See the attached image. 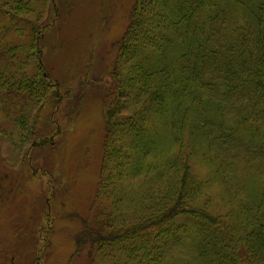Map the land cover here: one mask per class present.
<instances>
[{"label":"trees","instance_id":"16d2710c","mask_svg":"<svg viewBox=\"0 0 264 264\" xmlns=\"http://www.w3.org/2000/svg\"><path fill=\"white\" fill-rule=\"evenodd\" d=\"M60 1L0 0V139L30 168L61 132L46 110L73 98L43 51ZM113 50L97 191L70 264H264V0H134ZM35 221L20 231L39 241Z\"/></svg>","mask_w":264,"mask_h":264},{"label":"rangeland","instance_id":"374dc122","mask_svg":"<svg viewBox=\"0 0 264 264\" xmlns=\"http://www.w3.org/2000/svg\"><path fill=\"white\" fill-rule=\"evenodd\" d=\"M68 1L58 3L60 17L48 31L43 50L50 73L62 85V94L69 89L73 96L57 111L46 110L49 133L61 130L54 152L47 158L43 151H36L29 160L34 168H30L12 163L11 148L0 139V177H6L0 190V249L4 252L0 264H35L37 245L44 253L40 264H70L72 239L82 227L80 219L87 218L97 191L104 138L101 86L109 78L113 46L124 33L134 0ZM91 66L90 76L83 77ZM84 81H88L86 87ZM80 95L84 98L70 122L65 107ZM37 218L36 227L49 240L41 231L39 241L37 234L20 231L21 224H29L31 229L30 223ZM15 228L18 233H12ZM48 241L46 253L43 249Z\"/></svg>","mask_w":264,"mask_h":264}]
</instances>
